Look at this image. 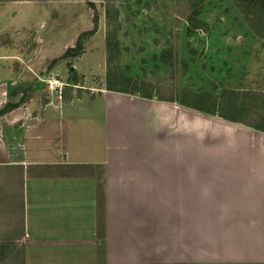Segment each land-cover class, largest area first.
I'll return each instance as SVG.
<instances>
[{"label": "crops", "instance_id": "0c3cea01", "mask_svg": "<svg viewBox=\"0 0 264 264\" xmlns=\"http://www.w3.org/2000/svg\"><path fill=\"white\" fill-rule=\"evenodd\" d=\"M31 4L0 0V109L15 104L0 172H16L0 199L17 203L19 264H264V131L105 84L51 96L91 53L64 58L75 36Z\"/></svg>", "mask_w": 264, "mask_h": 264}, {"label": "rangeland", "instance_id": "374dc122", "mask_svg": "<svg viewBox=\"0 0 264 264\" xmlns=\"http://www.w3.org/2000/svg\"><path fill=\"white\" fill-rule=\"evenodd\" d=\"M19 1L32 3L34 9L23 13L40 19V26L52 24L75 36L71 47L79 43L80 48L64 58L91 53L79 62L78 73L77 66L69 69L74 64L69 60L64 79L48 81L54 83L48 88L53 97L79 96L103 86L106 75L113 80L121 75L148 82L153 100L204 93L215 114L233 113L252 123L264 119V0L254 5L240 0H92L94 9L85 0ZM77 28L82 30L74 35ZM92 29L94 38L88 40ZM34 44L36 50L42 46ZM15 175L0 172L1 183ZM17 209L16 201L1 197L2 264H19L21 249L10 241L17 232Z\"/></svg>", "mask_w": 264, "mask_h": 264}, {"label": "trees", "instance_id": "16d2710c", "mask_svg": "<svg viewBox=\"0 0 264 264\" xmlns=\"http://www.w3.org/2000/svg\"><path fill=\"white\" fill-rule=\"evenodd\" d=\"M87 1L88 7L91 9H94L93 7V3L92 0H85ZM242 3L247 4V5H254L255 2L261 1V0H240ZM262 7L264 8V5H262ZM96 13L95 11L93 12V17L92 20L95 23L96 22ZM93 29L88 31V34H92ZM83 33L79 34L80 36ZM80 48V44L77 43V45L75 47H70L67 48L64 56H67L70 54V52H76V50H78ZM162 62L165 63L164 60H162ZM71 70V67L69 68ZM138 81L135 79H130L128 77H123L121 75H119L116 79H112L110 78V75H106V80H105V89L107 90H111V91H116V92H122V93H126V94H133V95H139L140 97H144V98H151L152 93L154 92L153 89H151V86L149 85L148 82H144V81H139V83H137ZM148 83V84H147ZM140 85V86H139ZM145 86H147L145 88ZM188 94H191L190 96ZM207 97L208 95L204 94V93H200V94H194V93H190L189 91L185 92L184 94L181 95H174L168 98H164V97H160L158 98V100H164V101H176L184 106L199 110L201 112L207 113V114H213V115H218L226 120L229 121H234V122H239L242 124H245L247 126H250L254 129L257 130H261L264 131V119L260 118L258 121H256L255 123L252 122H246L241 120L237 115L230 113V114H225V113H214L212 111H210L208 109L209 103H207ZM190 98V99H189ZM13 106H15V104H11L8 103L6 105H4L3 108L0 109V114H3L5 112H7L10 108H12ZM98 213H97V217H98V235L100 237H102V232H101V227H102V211H101V200L100 198L98 199ZM102 252L101 250L98 251V255L101 256Z\"/></svg>", "mask_w": 264, "mask_h": 264}]
</instances>
